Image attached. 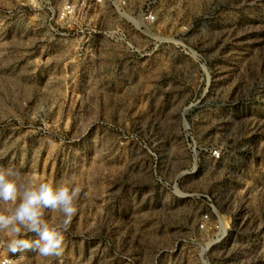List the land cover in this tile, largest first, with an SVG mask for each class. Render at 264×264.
Listing matches in <instances>:
<instances>
[{
  "label": "rangeland",
  "instance_id": "1",
  "mask_svg": "<svg viewBox=\"0 0 264 264\" xmlns=\"http://www.w3.org/2000/svg\"><path fill=\"white\" fill-rule=\"evenodd\" d=\"M63 1L0 0V166L81 190L61 256L10 257L264 264V0Z\"/></svg>",
  "mask_w": 264,
  "mask_h": 264
},
{
  "label": "clouds",
  "instance_id": "2",
  "mask_svg": "<svg viewBox=\"0 0 264 264\" xmlns=\"http://www.w3.org/2000/svg\"><path fill=\"white\" fill-rule=\"evenodd\" d=\"M80 191L72 178L38 181L13 166H0V235L6 237L0 241L5 248L0 264H16L9 253L29 249L41 257L61 256ZM45 210L60 215L46 219ZM29 232L37 233V238H27Z\"/></svg>",
  "mask_w": 264,
  "mask_h": 264
},
{
  "label": "built area",
  "instance_id": "3",
  "mask_svg": "<svg viewBox=\"0 0 264 264\" xmlns=\"http://www.w3.org/2000/svg\"><path fill=\"white\" fill-rule=\"evenodd\" d=\"M93 5L98 7V10H106L110 12L111 15H116L120 10H128L130 8L133 0H90ZM83 7H80L76 0H64L62 4L52 10V15L56 17V19L61 21H68L70 19H74L80 14L83 10ZM140 19L143 22L153 23L156 21V15L152 11L145 10L141 14ZM215 156H219L217 150L213 151Z\"/></svg>",
  "mask_w": 264,
  "mask_h": 264
}]
</instances>
